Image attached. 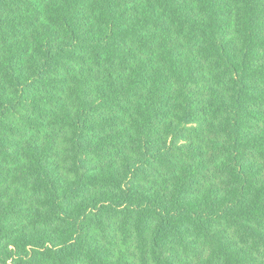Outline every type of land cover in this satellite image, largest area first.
I'll return each mask as SVG.
<instances>
[{
    "label": "trees",
    "instance_id": "trees-1",
    "mask_svg": "<svg viewBox=\"0 0 264 264\" xmlns=\"http://www.w3.org/2000/svg\"><path fill=\"white\" fill-rule=\"evenodd\" d=\"M0 264H264V0H0Z\"/></svg>",
    "mask_w": 264,
    "mask_h": 264
}]
</instances>
